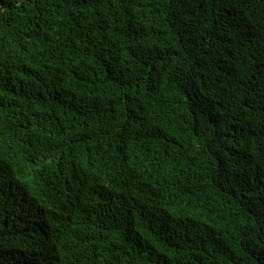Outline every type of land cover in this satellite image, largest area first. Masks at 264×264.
I'll use <instances>...</instances> for the list:
<instances>
[{"label": "trees", "instance_id": "trees-1", "mask_svg": "<svg viewBox=\"0 0 264 264\" xmlns=\"http://www.w3.org/2000/svg\"><path fill=\"white\" fill-rule=\"evenodd\" d=\"M0 264H264V0H0Z\"/></svg>", "mask_w": 264, "mask_h": 264}]
</instances>
